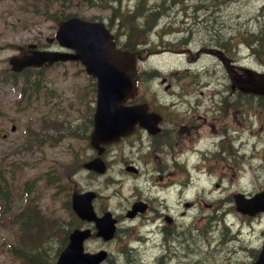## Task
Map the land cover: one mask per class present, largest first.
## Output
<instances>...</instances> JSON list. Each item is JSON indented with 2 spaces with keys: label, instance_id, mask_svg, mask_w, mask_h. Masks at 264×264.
<instances>
[{
  "label": "rangeland",
  "instance_id": "374dc122",
  "mask_svg": "<svg viewBox=\"0 0 264 264\" xmlns=\"http://www.w3.org/2000/svg\"><path fill=\"white\" fill-rule=\"evenodd\" d=\"M140 1L146 8H159L164 15L149 35L150 44L144 48L143 55L149 53L150 56L139 64L141 70L156 69L165 74L182 73L186 70L188 63L185 58L163 52V47L169 43L179 47L178 42L183 36L180 31L182 27L193 30L194 33L188 36L192 38L190 49L196 51L202 44L209 42L208 34L219 32L230 37L241 32L244 37L247 31L259 29L260 24L264 23V0H220L215 3L212 2L214 0H122V10L128 8L132 11ZM160 2H163L162 6L158 5ZM79 12L83 18L94 16L95 20L107 24L110 22L109 10L100 7H85ZM148 15L153 17L149 11ZM56 28L54 22L37 18L36 6H28L25 0H0V168L10 176L13 172L14 179H10L9 186L11 195L15 196V205L8 208L9 212L0 211V264H36L33 260L18 259L13 252L16 251L14 248L28 251L40 244V234L37 233L40 221H47V226L51 229L55 222L68 220L67 191L70 193L74 187L80 190L86 184L79 171L84 162L79 156H85L87 148L79 136L82 134L83 137L87 133V123L95 102L91 78L82 66L64 63L45 69L40 81L43 90L28 107L24 100H20L18 90L21 85L10 83L9 57L17 54L20 46H27L35 41L40 40L44 46H48L45 39L54 36ZM205 28H215L216 32L204 31ZM161 31L163 34L169 33L163 40H160ZM238 50L242 64L251 68L261 67L243 45ZM211 61V58L204 56L199 65L210 64ZM193 68L195 70V66ZM182 79L186 80L185 77ZM18 80L21 83V78ZM155 89L162 92L161 86L155 85ZM13 125H16L14 132L11 130ZM68 129L78 132V135H72ZM39 134L44 141L36 139ZM252 137L253 141L259 142L260 150L256 153L264 155V137ZM253 152L255 151L249 148L247 153L250 155ZM250 165L257 169L252 170ZM73 166L79 167L73 174L67 175L66 168ZM242 167L244 171L249 169V172L247 171L241 184H229L230 187L222 185V189L211 191L208 202H212V208L215 207L218 211H202L200 207L188 218L191 222L195 221L202 232L195 260H186L183 264H251L255 260V250L258 251L261 246L264 217L250 223L238 219L234 210L226 217L220 216L223 209L219 194L228 195L238 189L252 191L264 184V159H253ZM260 175L262 179H257L256 176ZM48 180L58 182L48 184ZM32 183L34 185L27 191ZM198 186L201 194L202 188H213L212 184L203 182ZM115 189L119 192H115ZM128 190L125 184L123 188L105 187L103 192L110 207L114 208L124 202ZM20 212H24L20 220H25L27 215L31 216L30 223H14V215ZM225 223L231 225L229 235L234 237L233 240H230L225 231ZM22 227L25 228L24 235L21 233ZM210 228L211 233H205ZM130 233L135 234V229H131ZM231 233L240 236L245 242L239 241ZM208 240L210 241L207 242ZM61 241L57 237H50L43 243L50 257L48 261L52 262L54 257L56 259L59 248L63 245ZM150 247V243L139 244L135 250L117 240L110 245L90 243L86 250L95 252L106 249L110 252L111 260L104 264H179L173 260L158 263L154 259V249ZM192 250L196 249H191L189 257L194 256ZM214 253H218L221 259L216 260ZM39 264L48 262L43 260Z\"/></svg>",
  "mask_w": 264,
  "mask_h": 264
},
{
  "label": "flooded vegetation",
  "instance_id": "af4514ba",
  "mask_svg": "<svg viewBox=\"0 0 264 264\" xmlns=\"http://www.w3.org/2000/svg\"><path fill=\"white\" fill-rule=\"evenodd\" d=\"M206 51V55L212 58L231 59L232 65L207 67L203 70L204 76L192 81H181L178 76L167 74L161 83V93L155 89V82H146L150 93L147 104L159 120L156 128L147 130L138 124L129 136L104 145L102 154L90 143L88 145L81 171L86 182L82 192L96 193L93 200L96 212L102 215L106 211L101 203L105 187L123 188L127 184L129 188L124 202L113 211L118 222L115 239L127 244L143 240L154 247L157 241L168 237V226H176L177 234L184 240L180 218L186 212L194 210L195 213L200 207L202 211L212 208L213 203L208 202L211 191L223 183L241 184L244 179L245 151L243 155L231 156L235 150L225 138L235 126L239 135L251 131L252 124L247 119L252 111L249 105L257 103L258 114V110L263 108L264 96L250 94L236 85L239 82L236 77L246 80L250 68L240 64L227 46L213 45ZM187 55L194 62L201 58L200 54L192 51ZM230 71L234 73V81L230 80ZM255 119L259 126L256 132L251 133L264 135V118L256 116ZM219 144L227 149L225 154H218L211 148ZM99 156L107 167L104 174L85 167L86 163ZM256 178L262 179L261 175ZM201 182L212 184V190L202 188L201 194L198 186ZM234 195V192L230 195L232 203L227 208L228 213L233 211ZM138 202H144L143 211L132 219L127 218L129 208ZM200 202H203L202 206ZM234 210L235 216L241 220L243 216L237 213L236 208ZM261 216L264 214L253 218ZM84 226L95 229L92 223H84ZM133 228L138 230V234L129 233ZM196 228L199 230L198 225ZM90 242L100 240L93 235Z\"/></svg>",
  "mask_w": 264,
  "mask_h": 264
},
{
  "label": "water",
  "instance_id": "95a60500",
  "mask_svg": "<svg viewBox=\"0 0 264 264\" xmlns=\"http://www.w3.org/2000/svg\"><path fill=\"white\" fill-rule=\"evenodd\" d=\"M58 25L56 38L62 46L75 50V53L41 51L30 46L31 49L23 55L10 59L13 70L21 71L27 66L39 67L46 62L52 64L58 60H81L88 73L97 81V107L91 135L94 146L128 135L138 121L144 123L149 120L145 105H125L127 99L136 91V53L117 49L111 34L101 22L70 17L60 21ZM240 86L250 92L264 93V74L253 73L251 80ZM101 166L94 168L104 172L105 167ZM236 204L237 209L245 214L253 216L264 212V192L251 199L238 194ZM72 206L82 219L96 221L99 236L106 240L113 237L115 220L111 213L97 217L90 200L78 193L73 194ZM89 236V230L74 229L57 264H100L104 261L107 257L106 251L93 254L84 252V241ZM254 264H264V246Z\"/></svg>",
  "mask_w": 264,
  "mask_h": 264
},
{
  "label": "bare ground",
  "instance_id": "6f19581e",
  "mask_svg": "<svg viewBox=\"0 0 264 264\" xmlns=\"http://www.w3.org/2000/svg\"><path fill=\"white\" fill-rule=\"evenodd\" d=\"M113 1L115 3V6L120 4V2L118 0H113ZM25 2L27 3L28 6L35 7L36 6L35 3L37 4V2H40L41 4L45 5L46 0H25ZM162 3L160 2V4H158V5L162 6L161 5ZM94 7H100L102 9L109 10L110 15L112 13L111 8L103 6L101 2H98V4L94 5ZM91 8H93V7H91ZM149 12H150V15H152V16L153 15L158 16V17L164 16L163 13H161V10L159 8H156V9L153 8L152 10H149ZM70 16L75 17V18H79L78 14H75V12H73L72 15H70ZM110 17H112V16H110ZM87 18H88L87 21H89V22H97V20H95L94 16H88ZM104 24L119 27L118 22L112 23V21H110L108 24L106 22H104ZM263 25H264L263 23L260 24L259 29H256L253 31H251V30L247 31L244 37H243V33H241V32L233 34L230 37H226L223 34L216 32L215 28H205L204 31L210 32L211 30H213L216 33L215 34H208L210 37L209 42L202 44V46L198 50L194 51L195 53L201 55V58L195 62L192 61L191 59H189V55H187V50H188V52L191 51L190 44L192 41V38L189 37L188 35H191L194 32L191 28L189 29L186 27H182V28H180V31H181V35H183V36L178 42L179 47L176 48V46H173V45H171V43H169L168 46L163 48V52L171 54L172 50L177 49L179 51L180 57L185 58L187 63H188V66H186V70L180 74L186 78L185 81H192L201 75L204 76L205 73H203V70H205L207 67L209 69H211V67L221 66V64L223 66L232 65L231 59H228V58H222L221 59L219 57L212 58L210 56H207L208 58L212 59L210 64L199 65V63L202 61V57H204V55L207 53L206 49H212L213 45H219V46L228 45L230 47V52H232V55L238 54L239 53L238 47L240 45H243V47H245L247 50H249V54L251 56L253 54H255L254 49L261 48V44L259 43L258 39L254 41L253 37L255 35H257V33L260 32L261 27ZM149 27H150V29L156 28V26H154L152 21H151V24ZM160 36H161L160 40H163L164 34L162 31L160 32ZM250 41H252V43H249ZM202 49H205V50H202ZM193 66H195V70H193L194 69ZM228 74L231 77L230 80L234 81L235 80L234 79V73L232 71H230ZM255 74H264V73H262L260 71H256ZM202 79H208V78L203 77ZM236 79L239 81L237 84L246 83L247 82L246 80L249 79V75H248V78L246 80H243L241 77H236ZM32 82H33L32 84H35V81L32 80ZM250 94L264 96V94L255 93V92H250ZM263 103H264V101H263ZM256 106H257V103H252V105H249V107L252 111L248 114L247 119H248V123L252 124L251 131L249 133L243 132L244 134L239 135V134H237L239 132V129H237L235 126L232 128L231 133H230V131L228 132V134L225 138L227 140V142H229V143L231 142L232 149L235 150V152H231V156H238L239 154L243 155L244 151H245V158L246 159L244 160L243 165L248 164L253 159H258V158L264 159L263 154L256 153L257 151L260 150V147H258L259 142L252 140V138H253L252 136L257 135V134H253L251 132H256L257 128L259 126V122L256 121L255 117L258 116L261 119L264 118V104H263V108L258 110V114H257L256 108H255ZM57 123H59V122H57ZM87 127H88V132H90L93 129L91 117L87 123ZM147 130H149V129H147ZM68 132L70 133L71 129H68ZM261 137H264V135L261 134ZM80 138H82V140H84L85 146H86V148H88L89 143L91 144L89 136L87 134H85L83 137L81 136ZM216 139L219 140V136H217ZM211 148L215 149L216 153H218V154H221L222 152H224V154H225V152L227 151V149L225 148V146L223 144H219L218 147H211ZM249 148L255 152H253V154L249 155V153H247ZM79 157H80V160L83 162L85 159L84 154H82ZM77 162H79V160ZM250 168H251V166H250ZM46 183L49 184V180ZM222 185H224V186L227 185L228 187H230V185L227 183H223ZM221 186H220V189H222ZM194 187H195V185L192 186V188H194ZM116 192H119V191H116ZM230 195H231V193H229L228 195L219 194V200L222 202L221 208H228L231 205L232 202L230 200ZM187 201H190V200H187ZM101 203L103 205V209L106 210L104 213H108V212L113 213L114 209L116 208V207H114V208L110 207L109 203L106 200V197H103V201ZM11 205H13V206L15 205V196L8 195L7 198H5L4 200H2L0 202V211L8 213L9 212L8 208ZM144 208H145L144 202L135 203L132 207L129 208L126 215L131 214V213L137 214L139 211H143ZM117 210L119 211V209H117ZM193 213H194V210H192L190 212H186L183 217L180 216L181 218L179 221V225L180 224L183 225L184 240L177 234L176 226H168L167 227L168 237L166 239H162V240L160 239L159 241H157L154 244V247H153L154 259L157 260L158 263H162V262H164V260H166L167 262H170L173 260V261H176V263L183 264V263L187 262L186 260H195L194 259L195 255L199 253V244L201 241V233L196 228V222L195 221L191 222L188 220L189 217H192ZM69 215H70V218L68 220H66L64 222H55L52 225L51 229L47 225L39 226V232H37V233L40 234V238L45 239L44 242H47V240L50 237H57L59 239H62L65 235L66 230L69 227L70 221L78 220L80 217L73 210H71L69 212ZM18 221H19V217L15 216L14 223L17 224ZM210 233H211V228L209 229V234ZM209 241L210 240H208L207 242H209ZM43 243L39 244L40 247L42 246ZM193 248L196 249V250H192V255H194V256L189 257L188 255L191 253L190 251ZM40 249H41V251L44 252L46 248L44 247V248H40ZM30 251H33L31 253H34V255L36 254V252H34V251H36V248H35V250H33V249L28 250L27 255L32 256ZM213 257L216 260L221 259V256L218 253H214ZM28 260H30L29 257H28ZM42 260H45V258L43 257ZM46 260H48V259H46ZM38 261L40 262L41 260L39 259Z\"/></svg>",
  "mask_w": 264,
  "mask_h": 264
},
{
  "label": "trees",
  "instance_id": "16d2710c",
  "mask_svg": "<svg viewBox=\"0 0 264 264\" xmlns=\"http://www.w3.org/2000/svg\"><path fill=\"white\" fill-rule=\"evenodd\" d=\"M102 0H46L45 5H37L43 15H50V18L53 20H58L61 18L68 17L72 15L73 12L75 14H78L79 10L84 9L85 7L91 8L94 7V5L98 4V2H101ZM103 5V4H102ZM105 7H110L111 8V18H114L116 15H121L120 8H116L115 3L113 0H110L106 5H103ZM153 8L151 7L150 10ZM144 8L141 9V15L142 11ZM125 14V18L122 17L123 22L121 24L118 22V25L120 28H124V30L128 31V36H129V43L126 45L127 47H131V50H134L135 48L133 45L137 44L138 42L142 41V39L145 37L147 30L150 29V24L151 21L154 23L155 18H150L149 15L143 16L142 18L135 12L131 11L130 9L126 8L123 10ZM141 18V19H140ZM117 20V19H116ZM117 21H112V23H115ZM144 25V26H143ZM254 41L258 39L259 43L261 44V48L254 49V51L260 55L259 57H264V25L261 27V30L257 35L254 37ZM252 38V39H253ZM249 43H252L250 41ZM263 54V55H262ZM14 75V74H13ZM32 80L30 81V84H32ZM37 87L34 86V90H36ZM42 89V87H41ZM11 176L8 175L7 171L4 170L3 168H0V202L4 200L5 198L8 197V195H11V189H10V179H14V174L11 172ZM51 183V181L49 182ZM31 185V186H30ZM29 187H27V191L34 185L33 183L30 184ZM4 213V212H2ZM70 225V223H69ZM68 230V229H67ZM66 230V232H67ZM65 240V238H64ZM63 240V241H64ZM45 239L40 238L39 243H43ZM45 244H42L36 246V254L31 253L33 251H30L32 256L27 255V257L30 258V260L36 261V264H39L42 261V258L46 257V259H49V255L45 249V251H41L40 248H44ZM32 250V249H31ZM35 250V248L33 249ZM28 253V251H25ZM41 260L40 262L38 261L39 259ZM48 261V260H47Z\"/></svg>",
  "mask_w": 264,
  "mask_h": 264
}]
</instances>
